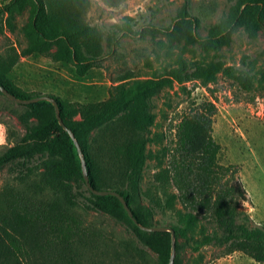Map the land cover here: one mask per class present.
<instances>
[{
    "label": "trees",
    "instance_id": "16d2710c",
    "mask_svg": "<svg viewBox=\"0 0 264 264\" xmlns=\"http://www.w3.org/2000/svg\"><path fill=\"white\" fill-rule=\"evenodd\" d=\"M29 1L32 7L28 31L36 40L22 54L56 48L52 58L71 62L76 77L83 78L103 59L99 56L102 33L76 18L56 16L51 8L60 6V0ZM76 1L79 6L86 4L85 0ZM263 19L264 0H237L227 18L213 25L202 38L197 34L199 19L184 5L166 28L148 24L135 30L132 20L126 18L106 32V41L110 47L115 45L119 34L139 39L146 34L152 38L157 34L180 38V26L189 24L193 28L190 33L193 40L206 48H219L227 45L234 29L243 24L249 35L254 36L255 25ZM155 45L158 51L164 48L160 41ZM18 56L15 50L7 56L0 55V86L15 98L27 100L33 97L17 88L9 77ZM214 77L212 68L191 71L181 64L163 76L133 86L125 83L113 86L106 100L83 106L79 111L66 109L59 99L53 98L58 104L59 118L78 143L90 186L95 190L119 192L142 226L151 227L147 225L148 219L160 208L153 194L147 195V207L137 208L141 197L139 180L148 158L146 135L153 120L147 111V100L157 89L173 82ZM18 106L25 110L20 121L26 123L34 119L36 123L27 125L19 141L0 154V171L17 165L21 173H31V161L42 158L39 189L43 194L40 198L24 191L0 194V264H102L100 260L104 255L93 231L69 210L78 201H87L93 209L103 213L122 214L144 236V245L159 254L161 264H168L171 244L161 243L159 232L140 230L117 198L96 196L86 188L77 148L59 125L56 115L48 112L54 107L46 101ZM199 109L184 116L176 126L174 139L164 149L167 166L156 176L163 189L175 190V198L184 212L183 226L169 229L174 236L184 238L187 229L202 223L210 230L202 238L203 245L213 244L229 253L247 252L256 263L264 264V228L251 226L249 216L239 209L245 192L238 182L236 167L218 162L220 146L211 136L216 108L206 103ZM77 112L82 119L70 121ZM119 119L123 125L116 127L115 121Z\"/></svg>",
    "mask_w": 264,
    "mask_h": 264
},
{
    "label": "rangeland",
    "instance_id": "374dc122",
    "mask_svg": "<svg viewBox=\"0 0 264 264\" xmlns=\"http://www.w3.org/2000/svg\"><path fill=\"white\" fill-rule=\"evenodd\" d=\"M60 1V6L51 8L56 16L76 18L102 33L99 56L103 59L83 78H77L71 62L52 58L56 48L23 55L22 51L36 40L28 31L32 5L29 0H0V55L7 56L12 50L19 55L9 74L13 84L31 97L57 98L66 109L79 111L83 106L106 100L110 89L121 83L133 86L163 76L181 64L191 71L212 68L215 71L212 80L173 82L148 98L147 111L153 120L146 135L148 158L139 180L141 197L137 208L147 207V195L153 194L160 208L153 211L147 225L183 226L184 212L175 198V190L163 189L156 176L167 166L164 149L174 139L180 120L212 103L216 112L211 136L220 146L218 162L236 167L238 182L245 192L239 209L249 216L251 226L264 228V19L255 25L254 36L249 35L243 24L231 33L229 43L219 48H206L193 40L189 24L180 26V38L164 34L152 38L146 34L139 39L119 34L116 44L110 47L106 32L126 18L132 20L135 30L148 24L166 28L184 5L199 19L197 34L203 38L213 25L227 18L237 0H85L84 7L76 0ZM158 41L164 44L159 51L155 45ZM48 112L55 114L54 108ZM24 114L22 107L0 94V154L19 141L27 125L36 123L34 119L20 121ZM81 119L77 112L70 121ZM120 125L121 119L115 121L116 127ZM41 162L42 158L31 161V173H21L17 165L5 167L0 171V194L24 191L40 198ZM77 186L82 189L80 184ZM44 195L51 198L49 193ZM69 210L93 231L104 255L102 264H161L159 254L144 245V236L122 214L103 213L87 201H78ZM209 232L204 224L196 223L187 229L186 237L174 236L172 264H258L247 252L229 253L213 244L203 245L202 238ZM158 238L170 246L168 231L159 232ZM170 255L171 252L169 258Z\"/></svg>",
    "mask_w": 264,
    "mask_h": 264
},
{
    "label": "water",
    "instance_id": "95a60500",
    "mask_svg": "<svg viewBox=\"0 0 264 264\" xmlns=\"http://www.w3.org/2000/svg\"><path fill=\"white\" fill-rule=\"evenodd\" d=\"M0 92L4 96H6L7 98H9L11 101L15 102L16 104H20V105H29V104L36 103V102H39V101H47V102L51 103L53 105L54 109H55V115H56V119L59 122V125L64 129L65 132L68 133V135L72 139L75 147L77 148L78 154H79L80 159H81L82 173H83V177H84V182H85L86 188L93 195H96V196H113V197L117 198L119 200V202L122 204L123 209L127 213L129 219H131V221L140 230L145 231V232L168 231L171 234V240H172L171 241V255H170V259H169V263L168 264H172L173 263L175 245H174V233H173V231L171 229L165 228V227H145V226H142L141 224H139L137 222V220L133 216V213H132L131 209L128 207V205L126 204V202L124 201L123 197L120 195L119 192L113 191V190H95V189H93L90 186L89 181H88V177H87V173H86L85 162H84V159L82 157V154H81L80 148L78 146V143L76 142V140H75L73 134L71 133V131L64 126V124L62 123L61 119L59 118L58 104H57V102L52 97H49V96H38V97H33V98H30V99H27V100H20V99L15 98L11 94H9L1 86H0Z\"/></svg>",
    "mask_w": 264,
    "mask_h": 264
}]
</instances>
